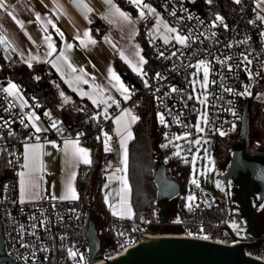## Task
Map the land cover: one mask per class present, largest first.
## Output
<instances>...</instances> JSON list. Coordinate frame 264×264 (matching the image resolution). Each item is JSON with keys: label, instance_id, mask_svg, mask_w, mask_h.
Masks as SVG:
<instances>
[{"label": "built area", "instance_id": "1", "mask_svg": "<svg viewBox=\"0 0 264 264\" xmlns=\"http://www.w3.org/2000/svg\"><path fill=\"white\" fill-rule=\"evenodd\" d=\"M225 1L230 6H225ZM225 1L212 0L209 4L208 0H144L145 3L153 5L171 27L177 28L183 35L191 34V39L186 45H180L174 40L165 44L159 37H148L146 32L150 21L139 18L140 31L135 38L139 42L147 39L153 61L142 67L146 73L143 77L131 71L135 80L125 82L130 89V99L116 94L114 100L119 107L113 102L99 104L95 107L96 113L93 116L96 118L92 117L91 124L88 121L74 122L63 118L60 108L72 105L73 97L52 70H38L34 77H39L47 89L56 93L57 99L51 103L41 101L34 91H26L25 84L18 83L19 91L24 92L27 99V105L23 108L2 91L6 83L0 78V222L3 252L7 257L12 258L16 264H33L34 260L36 264H78L79 257L73 260L67 254V249L73 248L84 256V261L80 264H98L123 253L144 240L146 235L155 230L154 227L157 229L159 222L153 216L147 217L145 223L138 225L129 217L109 215L108 218L102 219L101 231H98L101 248L97 255L100 258L91 261L87 229L89 218L95 210L93 205L79 195L77 200L54 202L41 200L21 203L18 198L17 170L23 159V145L33 140L36 134L28 120V113H35L44 123L42 129H47L39 132L41 140H55L60 143L69 139L76 140L77 135L82 134L79 136V144L84 145L101 130L113 134V119L123 106H130L132 112L138 116L137 100L140 92L150 93L153 96L155 114L164 116L165 124L161 126L164 138L161 141H179L183 146L179 155H176L178 151L171 143L167 145L165 142L167 147L160 146L177 157L173 166L165 164L169 172L172 167L181 176H174L181 184V192L175 202L178 207H183L177 222L179 231H174L176 235L222 244L255 241L256 238H245L234 231L228 209L222 199L216 202L212 198V203L206 200L202 206L193 205L192 208H187L182 189V181L186 189L189 178L186 177L181 163L191 165L195 156L194 139H201L202 158L207 156V141L210 140L211 152L207 156L210 157L211 142L217 143L228 136H220L221 131L230 130V134L236 131L243 108L257 91H264V22L256 20V0H241L240 4H236L234 0ZM173 10L176 12L175 16L171 15ZM217 14L224 18L227 28L220 24L211 27ZM189 15L194 18L187 19ZM181 17L183 19H180ZM250 20H256V23L250 24ZM229 44L232 47H228ZM37 47L42 49L43 45L38 44ZM173 52L176 55L173 56ZM160 53H163V56ZM244 55L252 60V64L247 65L253 74L251 77L245 70ZM228 57H231L227 60V64L232 66L231 71L227 64L217 62V58L225 60ZM0 59L6 68L13 69L23 64L20 55L8 42L0 44ZM199 60L210 62L209 84L203 95L200 92L196 95L193 91L192 77L197 69L188 66L195 65ZM157 73L162 78H157ZM145 80L148 81L147 87ZM213 80L215 83L211 82ZM245 86L249 87L251 95L238 94L244 92ZM226 87L232 88L233 91L226 92ZM172 88L178 91L172 92ZM61 92L64 96L60 95ZM189 95L193 96V99H188ZM197 96L200 99H196ZM205 97L207 99L201 104L200 101ZM10 104L15 106L10 107ZM105 108L108 119L103 115ZM201 110L207 113V123L201 120L204 131L197 132L194 126ZM46 112L50 113V116H46ZM22 118L28 127L20 123ZM4 121H8L10 127L4 126ZM53 121L57 122L56 128L52 127ZM9 131L13 135L9 136ZM176 136L186 138L173 139ZM213 151L217 154L218 150L215 148ZM167 224L168 222L164 221V226ZM121 233L124 235L121 236ZM205 235L208 239L203 238ZM259 239L261 240L256 247H245L244 252L264 262V228L261 229ZM42 248L47 251H42ZM0 264L4 263L0 260Z\"/></svg>", "mask_w": 264, "mask_h": 264}, {"label": "crops", "instance_id": "2", "mask_svg": "<svg viewBox=\"0 0 264 264\" xmlns=\"http://www.w3.org/2000/svg\"><path fill=\"white\" fill-rule=\"evenodd\" d=\"M84 2L92 9L91 12L85 13V11L76 6L74 0H6L8 11L13 13L15 19L9 16L4 9H0V35L6 37L8 44H10V47L20 55L24 64L28 65V62H31L32 66L43 64L45 69L52 70V72L62 81L64 88L71 94V96L81 103L79 104L77 102L78 110L82 111V109H85V111H87L86 105H90L92 110L89 114L93 116L96 113L95 106L92 103L93 101L88 97H80L74 91L72 86L71 79L74 80L81 75L79 69H84V72L87 73V75H84L85 78L91 77L93 76L91 75L92 73L97 72H100L105 76L106 73L103 71H108V73H110L109 69L121 77V73L118 72L115 66L117 58L129 71L133 72L132 66L139 65V56L135 55V53L139 52L140 56L143 58L144 56L142 53V45L136 40V36L133 40H129V30L124 31L123 36H120L119 24L116 20L120 16L111 11L105 4L104 0H84ZM112 3L122 12L128 14L130 17L129 21H131L130 26H132V30L135 31L134 28L136 27V21H138L135 14L137 7L132 6L130 0H112ZM126 7L131 9L129 10ZM37 13H39L42 18L51 20L52 23L46 24L37 21ZM257 14L260 15V9L256 8V15ZM85 15H87V18H85ZM147 17L148 15H146L145 19H147ZM160 18L168 23L161 15ZM17 21L22 22L23 27H21ZM149 21L150 26L148 30L153 29V27L156 26V21ZM45 28H47V31H45ZM57 29L59 30V33H62L63 35L58 34ZM85 31H88L91 39L96 41L94 45L88 44L85 47L81 45L80 40L74 39L77 34H79L81 39H86L83 35ZM163 35L162 28L159 32L156 31L154 34V36L164 40ZM45 36H51V40L56 48V52L50 57L45 55L48 51L44 39ZM111 39L116 41V45L111 43ZM38 44H42L43 48L39 49L37 47ZM66 44H72L73 47L68 49L65 47ZM61 51H63L67 57L66 62L57 59ZM121 53H123V55H121ZM33 57H36L37 59H33ZM53 63L56 64V67H53ZM68 64H71L72 67L77 69V71L73 73L68 67ZM143 66L144 64L141 65V67ZM6 69L11 68L4 67L0 59V78L6 83L5 87L8 86L9 82L18 86L19 82L7 74ZM112 82L115 81L112 79ZM19 95L23 100H27L24 92L19 91ZM11 98H13L12 100L14 102L21 104L19 99H16L15 97ZM36 124L41 128L44 127V123L41 119H38ZM37 137H40L39 133H36L35 138L25 144L38 143L42 145L40 159L43 164V171L41 173L42 181L40 198L29 199L25 197L24 202H36L41 200L48 202L62 201L59 197L64 194L65 182L72 172H75V179L72 183L78 194L76 177L79 166L84 163L83 160H73L70 156H67L64 151V141L58 143L55 140H41L40 138L37 139ZM25 144L23 145V155ZM79 147L88 150V158L90 159V149L80 144ZM110 157L111 154L104 152V171ZM23 163L24 159H22L17 170L18 198L20 200L21 190L18 173L24 171L21 167ZM105 175L106 174H104V177ZM53 197H55V199ZM109 215H111L110 212ZM103 216L98 215V221L104 219Z\"/></svg>", "mask_w": 264, "mask_h": 264}, {"label": "water", "instance_id": "3", "mask_svg": "<svg viewBox=\"0 0 264 264\" xmlns=\"http://www.w3.org/2000/svg\"><path fill=\"white\" fill-rule=\"evenodd\" d=\"M249 112L245 106L241 113L240 129L230 144V157L225 171L218 176L220 181L228 186L232 184L233 192L240 190V197L234 199L243 204L239 208L240 213L236 217H244L246 220L245 238H256L251 242H238L222 244L191 237L162 235L158 237H146L133 247H129L123 253L106 259L98 264H264L253 257L246 255L245 247L254 248L260 240V231L253 217L252 200L256 203L257 195L264 197V152L248 153L243 143V134L249 131ZM210 140L207 141V156L210 155ZM155 160L152 179L156 187L155 204L158 206L156 220L159 225L151 232H160L164 227L165 211L170 203H174L181 192L179 179L170 175L169 169L159 155L153 153ZM212 203L210 193L204 194ZM230 202V201H229ZM230 209L235 206L230 204ZM88 244L90 260L100 258L97 253L100 250V237L94 218H89ZM162 232V231H161ZM171 232V231H168ZM0 260L4 264H16L12 258L3 252L2 228L0 222Z\"/></svg>", "mask_w": 264, "mask_h": 264}, {"label": "trees", "instance_id": "4", "mask_svg": "<svg viewBox=\"0 0 264 264\" xmlns=\"http://www.w3.org/2000/svg\"><path fill=\"white\" fill-rule=\"evenodd\" d=\"M225 1V0H223ZM225 6H230L226 1L223 3ZM127 9H131L126 7ZM140 44L142 45V53L147 61L146 64L152 62L150 56V47L146 38L142 39ZM115 66L119 73H121V78L124 82L130 79H134V74L129 71L117 58L115 61ZM7 74H9L14 80L19 83L25 84L26 91H34L41 101L46 103H51L57 99V94L47 89L45 83L41 79H36L34 73L38 70H45L43 64L33 65L29 67L27 64H21L13 69H6ZM264 95V91H257L252 97L254 99L251 103L252 111L257 115H261L259 120L254 122V125L260 126V140L264 139L261 131L264 130V108L260 105L261 102L257 98ZM139 100H137V109L139 119L132 124L131 131L132 138L129 139L127 145V179L130 187V203L132 207V216L129 217L131 221H134L138 225H141L147 221V217H157V205L155 204L156 187L152 179L153 167H154V157L153 153H156L161 158L168 154V149L161 148L159 146L160 141L164 138L163 130L160 127L157 128L154 115L155 109L153 104V96L147 92H140ZM251 99V100H252ZM74 104H77V100L73 98ZM79 103V102H78ZM81 104V103H79ZM87 111H79L74 109L72 105L63 106L60 108V112L63 118L67 121L74 122H85L92 123V117L89 112H91V106L86 105ZM249 112V111H248ZM158 129L157 131L155 130ZM262 133V134H261ZM99 137V139H97ZM257 137V136H256ZM103 135L99 131L97 136L91 138L85 144L88 145L90 149V159L91 163H83L79 166L77 177H76V188L78 190V195L84 198L88 203L94 206V211L91 217L94 218L95 223L98 221V215H104V219L109 217V210L107 209L103 198H102V185L104 183V150L102 145ZM217 156L218 162L226 161L228 156V151L224 149L220 140L217 141ZM246 152H264V147H256L251 142L246 145ZM177 157L173 156L169 162V166H173L174 161ZM184 173L188 177L190 170L189 164H182ZM170 175L177 176V171L171 167ZM181 178L180 175H178ZM182 189L185 190V183L182 181ZM170 205V204H169ZM175 207V213H172V217L167 215V209L165 211V221L168 222V226L173 225V222H178L180 214L183 207ZM168 208V207H167ZM172 219V220H171ZM102 219L100 220V222ZM99 222V221H98ZM231 226L238 235H243L239 223L236 221H230ZM174 231H179V226L175 227Z\"/></svg>", "mask_w": 264, "mask_h": 264}, {"label": "snow or ice", "instance_id": "5", "mask_svg": "<svg viewBox=\"0 0 264 264\" xmlns=\"http://www.w3.org/2000/svg\"><path fill=\"white\" fill-rule=\"evenodd\" d=\"M105 4L109 7V9L111 11H113L114 13L118 14L121 18H123L124 20H130V17L128 16L127 13L122 12L118 7H116L115 4L112 3V0H104ZM131 3H133L138 9H139V17L141 19L146 18V15H151V16H155L156 17V26H155V31L159 32L161 30V28L163 29V38H164V43L167 44L170 41L174 40L176 43L180 44V45H186L187 42L191 39V34L188 35H183L181 34L177 28L175 27H170L168 23L164 22L161 18L159 13L156 11L155 8H153L150 4L145 3L144 0H130ZM234 2L236 4H240L241 0H234ZM74 3H76V6L78 8H81L83 11H85V13L91 12L92 9L88 6L87 3L84 2V0H74ZM208 3L211 4L212 0H208ZM261 5H264V0H256V8L260 9V11H264V8H261ZM0 9H4L7 14L9 16H11L13 19H15V16L13 15V13L11 11H8L7 8V3L6 0H0ZM172 16L176 15V12L173 10L171 12ZM85 18H87V15H85ZM194 17L192 15H189L187 17V19L191 20ZM180 19H183V17H181ZM36 20L41 22V23H46V24H51L52 21L48 20L47 18H42L40 16L39 13L36 14ZM256 20H259L261 22H264V15H259L257 14L256 16ZM256 20H250L249 23L250 24H255ZM18 24L21 25V27H23L22 22L17 21ZM201 23H203L201 21ZM217 24L223 25L225 28H227L228 26L226 24H224V18L222 16H220L219 14H217L215 16L214 21L211 24V27H216ZM54 27V25H53ZM45 31H47V28H45ZM58 34L63 35L62 33H59V30L57 29ZM151 35V32L149 33ZM84 37L86 39H81L79 34H77L76 37H74V39L80 40V43L82 46H87L88 44H95L96 41L91 39L90 33L88 31L84 32ZM212 35L214 36L215 33H212ZM264 35V34H262ZM45 43L47 45L48 51L46 52V56H52V54L54 52H56V48L51 40V36H45ZM8 41L6 39L5 36L0 35V44H6ZM246 41H240V43H245ZM66 48L70 49L73 47L72 44H66L65 45ZM228 47H232L231 44L228 45ZM121 55H123V53H121ZM135 55L139 56V65H143L145 63H147L146 60H144V58L142 56L139 55V52H136ZM161 56H163V53H160ZM172 55H176L175 52L172 53ZM33 59H37L36 57H33ZM57 59L63 60V61H67V57L65 55V53L63 51L60 52V55L57 57ZM231 57L226 58L225 60H220L219 58H217V62L220 64H227V60H230ZM243 62L245 63V70L248 72L249 76L251 77L253 74L250 71V69L247 68V65H251L252 64V60H250L248 58L247 55L243 56ZM209 61L206 60H199L197 61V63L195 65H188L189 67H194L197 69V71H199L200 69H203V83L201 84V87L206 89L209 83ZM28 66L32 67L31 62H28ZM53 67H56V64L53 63ZM68 67L71 69V71L73 73H75L77 71L76 68L72 67L71 64H68ZM133 71L137 72L138 75H141L142 77L146 75V73L143 72L142 67H137L136 65H133ZM227 67L229 69V71H231L232 66L230 64H227ZM59 70V69H58ZM79 72L81 73V76L76 77L77 80H80L82 76L87 75V73L84 72V69H79ZM109 72L111 74L112 79L116 82V84L114 86L117 87V90L121 92L122 95H124L125 99H129L130 98V91L129 88L127 86L124 85V83L120 80V77L111 69H109ZM197 75V73H193V76ZM258 75V74H257ZM157 78H162L160 76L159 73L156 74ZM37 79H39V77H37ZM212 83H215V81H211ZM83 83H88L87 80H83ZM145 86H148V81L145 80L144 81ZM197 83L196 80L192 81V84L195 85ZM2 91L4 93L7 94L8 97H15L16 99H19L21 101V108L25 107L27 105V101L23 100V98L19 95V89L18 86L12 82L8 83V86L3 88ZM102 89H96V91H94L93 93H84L82 92L81 95H88L90 99L93 98L94 95H99L100 92H102ZM172 92H177L178 89L176 88H172L171 89ZM193 91H195V88H193ZM226 92H232L233 89L230 87H226L225 88ZM239 95H251V92L249 91V87L245 86V90L242 93H238ZM61 96H64V93L61 92L60 93ZM196 99H200L199 96L195 97ZM109 99H111V97H109ZM188 99H193V96L189 95ZM207 98L205 97L204 100H201V104H203L205 102ZM65 102H67V98H65ZM105 103L107 104V101H104L102 99H93V103L94 104H99V103ZM113 103L117 104V107H119V104L113 100ZM15 106L14 104H10V107ZM111 105H108V107H110ZM7 110V109H5ZM46 116H50V113H45ZM105 119H108V115H107V108H105V111L103 113ZM28 120L31 123V126L35 129L36 133L41 132L42 130L47 131V129H42L40 126H38L36 124V121L39 119L35 113H28ZM96 117H94L95 119ZM200 118L201 120L204 121V123H207V113L206 112H202L200 114ZM126 119H130V121L132 123H135L139 117L135 116L132 114V112L130 110H123L122 114L120 116H118L116 118V123L118 125H120L122 122H125ZM159 119L160 122L162 124H165V119L163 114L159 115ZM21 124H24L25 127H28V124L24 123V119L22 118L20 121ZM4 126H9L10 127V123L8 121H4ZM52 127L56 128L57 127V122L53 121L52 122ZM196 128L197 132H203L204 129L200 126L199 122L194 126ZM128 128V124L125 122L124 123V129L125 131H127ZM9 136L13 135V133L11 131H9L8 133ZM82 134H78L77 135V139L76 140H65L64 141V151L65 154L67 156H70L71 159L73 160H83L84 163L86 164H90L91 160L88 158L89 153L87 149L81 148L79 147V136ZM104 135V143H105V151H110L111 148L109 146V141L111 139V137L108 136L107 133H103ZM188 134H186L187 136ZM220 135H225L224 132H220ZM185 137H180V136H176L173 137V139L179 140L182 138H186ZM132 135L130 131H127V136L122 137L121 140V146L124 149V159H123V163L125 165V171H126V166H127V147H126V143L128 139H131ZM37 139H39V137H37ZM97 139H99V137H97ZM169 143H171V140L169 141ZM195 143H199V140L195 141ZM162 147H167V145H162ZM42 145L40 144H25V151H24V155H23V159H24V163L21 165V167L24 169V171H21L18 173L19 177H20V190H21V203L24 202L25 197L29 198V199H39L40 198V189H41V181H42V171H43V164L42 161L40 159L41 154H42ZM176 155H179V152L176 153ZM11 163V161H10ZM75 179V172H72L70 174V176L68 177V179L65 182V191L64 194L62 196L59 197V199L62 200H77L79 199L78 194L73 186L72 181ZM122 180V185H123V191L125 192V194L128 191V183H127V179L126 177H121ZM192 183H196L195 180L192 181ZM7 187V186H5ZM55 199V197H53ZM190 199H194V197H190ZM113 214L116 215L117 212L114 210ZM41 224H43V221H41ZM33 227H36V225H33ZM21 231H23V225L20 226ZM33 235H35V233H32ZM121 236H123L124 234L121 233ZM204 239H208V237L205 235L203 237ZM63 239V237H62ZM121 247H124V245H121ZM42 251H47L46 248H42ZM67 254L69 257H71L73 260H76L77 257H79V261L78 264H80V262L84 261V256L82 254L79 253L78 250H74L73 248H68L67 249ZM35 254L33 253V256ZM33 264H36L35 260L33 261Z\"/></svg>", "mask_w": 264, "mask_h": 264}, {"label": "rangeland", "instance_id": "6", "mask_svg": "<svg viewBox=\"0 0 264 264\" xmlns=\"http://www.w3.org/2000/svg\"><path fill=\"white\" fill-rule=\"evenodd\" d=\"M131 4H132V6H135L133 3H131ZM151 6L153 8H155L153 5H151ZM255 6H256V3H255ZM261 8H264V5H261ZM135 12L134 13L136 14L137 18L139 19L140 18L139 17V9L137 8V11H135ZM260 15H264V11H260ZM147 19H148V21L149 20L156 21V17L151 16V15H148ZM116 20H117V23L119 24V31L121 34L120 36H123L124 31L129 30L130 31L129 32V37H130L129 40H133L134 37L137 35L138 31H140L138 28V21H136V27L134 28L135 31H133L132 26H130L131 21L124 20L121 17L117 18ZM154 29H155V27H153V29H149V30L147 29V36L148 37H151V38L155 37L154 34L156 31ZM150 32H151V35L149 34ZM111 43L113 45H116L115 44L116 41L113 39H111ZM136 66L141 67V65H136ZM103 72L106 73V74L104 73L105 76L102 75L100 72H97V73H92L91 75H93V76L88 77V78H85V76H84V77H81L80 80L71 79L74 91L80 97H88L89 98L88 95H81V93L84 92V93H90L91 94L94 91H96L97 88L102 89L103 91L100 92L98 96L94 95L93 98L90 100L93 101V99H98V100L102 99L104 101H107V104L111 103L112 100H114L115 95L121 94V92L117 90L116 86H114L116 84V82H112L111 74L108 73V71H103ZM196 73H197V75L192 77V81L196 80L197 83L195 85L192 84V88H195V94L196 95H198L199 92L201 95H203V92L207 89V88L204 89L201 87V84L203 83V69L196 71ZM79 76H81V75H79ZM83 80H87L88 83H86V84L83 83ZM120 80L124 83L125 86H127L126 83L121 79V77H120ZM92 84H93V87H92ZM129 91H130V89H129ZM109 97H111V99H109ZM253 100L254 99L250 100L247 104V108L249 111V137H250L249 142L250 143L252 142L254 144V146H256V147H260V146L264 147V139L260 140V126L257 127L254 125V122H256V120H259L261 115L260 114L256 115L254 113V111H252L251 103ZM257 100H259L261 102L260 105L262 106V108H264V95L257 98ZM101 103H99V104H101ZM99 104H94V106L97 107ZM72 106L74 107V109L78 110L77 104H74V101H73ZM125 109L130 110L132 112V110L130 109V106H125V107L123 106V108L117 113L116 117L113 119V125H114V129H115V132L113 134L108 133V131L101 130L102 135H103V133H107L108 136L111 137V139L109 141V146H110L111 150L105 151V143H104V135H103V142H102V145H104L103 150L105 153L107 152V153L111 154V157H110L109 162L106 164V168L104 171V174H106V175H105V183L103 186L104 190H102V198H103V201H104V203H105V205H106V207L109 210L111 215H114L113 211L115 210L117 212V214L115 216L131 217L132 213H133L132 207H131L132 205L130 203V191L131 190H130L128 179H127V166H126V171L124 170L125 169V165L123 163L124 149L121 146V140H122V137L127 136V131H130L131 135H132L133 132L131 131V126L133 123L130 121V119H126L125 122L128 124L127 131H125V129H124V123L125 122H122L120 125H118L116 123V118L118 116H120L122 114V111ZM82 111H85V109H82ZM202 112H205V110H201L199 112L198 118H197V123L199 122L200 126L203 128V126L201 124V118H200V114ZM132 114L135 115V113H133V112H132ZM154 119H155L157 128L159 129L162 126V123L160 122V119H159V115L155 114ZM158 129L155 128L156 131ZM221 132H224V131H221ZM261 132L264 133V130H262ZM224 133H225V135H220V133H219V135L226 137L227 135L230 134V130H226ZM262 137H264V135H262ZM128 140H127V142H128ZM197 140H199V143H195V141H197ZM165 142L166 141H164V142L160 141L159 146L164 145ZM211 143H212L211 156L210 157L206 156L205 158H202L200 156L201 155V152H200V150H201V139L200 138L194 139V145H195L194 154H195V156H194L193 160L191 161L190 170L188 173L189 179H188V183H187V188L183 191V194L185 195L184 204H185V207H187V208H192L193 205H197V206L204 205L206 203V200H207L204 196V194L206 192L210 193L212 195L213 200H215L216 202H218L222 198L221 191H220L218 185L216 184V182L214 181L215 172H216V168L218 165V156L216 153H214L213 150L216 148L217 143L215 141H212ZM166 144L169 145V142H166ZM82 146L88 147L87 144H84ZM126 146H127V143H126ZM171 146H174L178 152L183 150V146L181 145V143L179 141L178 142H171ZM173 156H174L173 154L168 153L167 155H164L161 159L163 160V162L169 163ZM121 177H126V179H127L128 191L126 194L122 190L123 185H122ZM193 180H195L196 183H192ZM190 197H194V199H190ZM175 205L177 206L176 202H174L173 204L170 203V205H168V208H167V215L168 216L172 217V213L175 211L174 210ZM167 222H169V221H167ZM175 227H177V222H173V225H170V224H169V226L165 225L161 231L162 232H168V231L174 232V229H176ZM154 229H156V227H154Z\"/></svg>", "mask_w": 264, "mask_h": 264}, {"label": "flooded vegetation", "instance_id": "7", "mask_svg": "<svg viewBox=\"0 0 264 264\" xmlns=\"http://www.w3.org/2000/svg\"><path fill=\"white\" fill-rule=\"evenodd\" d=\"M239 129H240V124H239L236 131L232 132L226 138L220 140L221 146L228 151V156L226 158V161L218 162L216 172H215L214 181L216 182V184L218 185V187L221 191V194H222L221 199H222V201L225 202V206L228 209L227 211L229 214V219L231 221H235V222L237 221L239 223L240 228H241V232L244 234V231H245L246 226H247L246 220L244 217H241V216L238 218L236 217V214L240 213L239 208H242L243 204L241 202L234 200V199L242 196L241 191L237 190V191L233 192L232 184L230 181L228 183V186H226L220 181V179H218V176L225 171V169L228 165L229 157H230V153H231L230 144H232L234 142V138L238 134ZM249 138H250L249 137V131H248V134L247 133L243 134V143L245 145V148L249 142ZM257 200H258V202L255 203L252 200L251 203L253 206L254 220H255L258 228H259V231L261 232V229L264 228V197H262V198L260 197V199H259V195H257ZM171 204H173V203H171ZM230 204L235 206V208L230 209V207H229ZM96 227H97V231H101V222L100 221L96 222Z\"/></svg>", "mask_w": 264, "mask_h": 264}, {"label": "bare ground", "instance_id": "8", "mask_svg": "<svg viewBox=\"0 0 264 264\" xmlns=\"http://www.w3.org/2000/svg\"><path fill=\"white\" fill-rule=\"evenodd\" d=\"M162 235H170V236H178L176 235V232H152L148 235H146V237H158V236H162Z\"/></svg>", "mask_w": 264, "mask_h": 264}]
</instances>
